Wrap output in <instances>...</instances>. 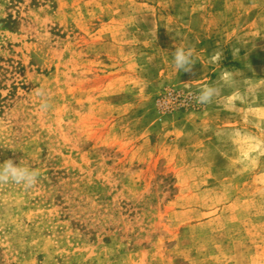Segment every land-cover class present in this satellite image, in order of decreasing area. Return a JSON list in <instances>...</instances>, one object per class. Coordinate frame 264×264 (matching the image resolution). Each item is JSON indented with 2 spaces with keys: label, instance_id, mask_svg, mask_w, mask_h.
Returning a JSON list of instances; mask_svg holds the SVG:
<instances>
[{
  "label": "rangeland",
  "instance_id": "1",
  "mask_svg": "<svg viewBox=\"0 0 264 264\" xmlns=\"http://www.w3.org/2000/svg\"><path fill=\"white\" fill-rule=\"evenodd\" d=\"M9 159L0 264H264V0H0Z\"/></svg>",
  "mask_w": 264,
  "mask_h": 264
},
{
  "label": "clouds",
  "instance_id": "2",
  "mask_svg": "<svg viewBox=\"0 0 264 264\" xmlns=\"http://www.w3.org/2000/svg\"><path fill=\"white\" fill-rule=\"evenodd\" d=\"M174 67L181 71H189L191 69V49L185 50L182 47H176L172 53ZM36 95L41 98L42 109L48 108L45 92L36 87ZM217 94V89L212 86H206L200 89L196 97L198 104H209L212 102L214 96ZM39 182V173L23 164V160L17 165L13 160L9 159L4 163H0V184H15L22 186L25 190L33 188Z\"/></svg>",
  "mask_w": 264,
  "mask_h": 264
}]
</instances>
